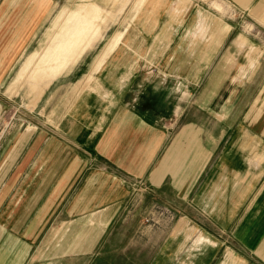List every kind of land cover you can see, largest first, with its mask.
Instances as JSON below:
<instances>
[{
  "label": "crops",
  "instance_id": "1",
  "mask_svg": "<svg viewBox=\"0 0 264 264\" xmlns=\"http://www.w3.org/2000/svg\"><path fill=\"white\" fill-rule=\"evenodd\" d=\"M50 6L0 2V87ZM182 12L126 80L81 85L89 91L52 123L0 129V264H264V41L197 7L192 41L180 48L188 63H164L165 28ZM192 54L206 58L203 88L185 74ZM191 85L207 110L183 119ZM5 105L0 96V119ZM135 187L167 195L176 216L140 257L110 237Z\"/></svg>",
  "mask_w": 264,
  "mask_h": 264
},
{
  "label": "rangeland",
  "instance_id": "2",
  "mask_svg": "<svg viewBox=\"0 0 264 264\" xmlns=\"http://www.w3.org/2000/svg\"><path fill=\"white\" fill-rule=\"evenodd\" d=\"M216 1L222 4L223 12L212 7L211 0H49L51 6L45 20L29 40L10 77L0 87V96L6 100L0 129L11 127L14 122H30L32 118L52 123L62 115L68 103L80 93L89 91L81 85L126 80L134 63H149L145 59L146 52L158 44L157 33L165 25L168 27L167 21L176 11L179 14L182 10L187 16L179 26L176 21L171 30L165 28L166 37L172 32V42L166 50L164 63H188L186 55L180 54L183 51L180 48L186 49L192 41L197 7L210 13L215 20L221 18L230 26L229 31L240 30L252 39L256 36L254 41L259 36L264 41V0H249L242 5L235 0ZM194 41L197 45H206L205 41ZM189 57L192 58L189 67L198 70L190 68L185 74L194 78L192 84H196L197 79L198 86L203 88L205 55ZM150 85L157 90V83ZM88 89L92 90L91 84ZM195 89L191 85L189 97L179 105L183 119L201 117L207 110L205 103H200L204 99L195 102ZM176 105L166 103L167 111ZM206 105L216 106L215 103ZM167 201L172 202L167 195L166 199H161L147 189L142 191L135 187L110 234L115 241L114 249L118 251L128 243V246L134 244L129 250H133L135 256L152 254L155 242L164 233L168 234L176 217ZM142 225L149 229L143 231ZM147 239L150 240L149 249L146 248Z\"/></svg>",
  "mask_w": 264,
  "mask_h": 264
}]
</instances>
